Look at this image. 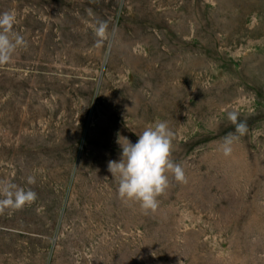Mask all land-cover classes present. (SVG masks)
Segmentation results:
<instances>
[{
  "label": "rangeland",
  "instance_id": "374dc122",
  "mask_svg": "<svg viewBox=\"0 0 264 264\" xmlns=\"http://www.w3.org/2000/svg\"><path fill=\"white\" fill-rule=\"evenodd\" d=\"M4 12L25 43L0 65V180L37 198L0 214V264H264V0H0ZM156 121L187 183L170 175L145 215L108 162Z\"/></svg>",
  "mask_w": 264,
  "mask_h": 264
},
{
  "label": "clouds",
  "instance_id": "9594fccd",
  "mask_svg": "<svg viewBox=\"0 0 264 264\" xmlns=\"http://www.w3.org/2000/svg\"><path fill=\"white\" fill-rule=\"evenodd\" d=\"M16 21L12 12L0 13V65L10 63L19 47L24 45L23 36L13 31ZM103 34V26L99 29ZM229 120L236 122V114L229 113ZM247 126L240 122L236 132L241 136ZM226 137L222 145L224 155H230L233 140ZM174 133L166 121H156L138 134L136 143L127 138L118 137L121 147L118 161L108 162V171L117 182V194L126 205L136 204L143 214L155 212L159 207V197L168 189L171 175L179 183H187L183 166L171 158ZM27 182L34 184V177ZM37 198L36 192L18 186L10 180H0V214L7 210H19L30 205Z\"/></svg>",
  "mask_w": 264,
  "mask_h": 264
}]
</instances>
